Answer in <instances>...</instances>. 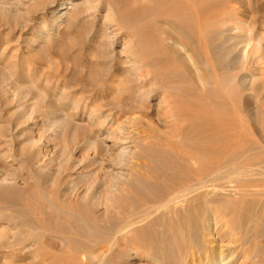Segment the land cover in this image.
Masks as SVG:
<instances>
[{
	"label": "rangeland",
	"instance_id": "1",
	"mask_svg": "<svg viewBox=\"0 0 264 264\" xmlns=\"http://www.w3.org/2000/svg\"><path fill=\"white\" fill-rule=\"evenodd\" d=\"M66 1L0 0V264H148L128 242L154 216L123 228L137 207L127 215L120 200L132 185L158 193L141 167L165 160L152 141L171 135L184 108L173 117L153 75L127 62L134 14L113 0ZM209 1L236 15L239 31L264 32V0ZM150 4L147 19L161 7ZM252 154L263 176L264 152Z\"/></svg>",
	"mask_w": 264,
	"mask_h": 264
},
{
	"label": "bare ground",
	"instance_id": "2",
	"mask_svg": "<svg viewBox=\"0 0 264 264\" xmlns=\"http://www.w3.org/2000/svg\"><path fill=\"white\" fill-rule=\"evenodd\" d=\"M150 1L113 0L136 16L127 62L153 75L173 117L184 114L171 135L152 141L165 160H142L140 179L158 193L132 185L121 197L127 215L137 207L123 228L154 216L128 244L150 264H236L238 253L264 264V175L250 159L264 152V130L256 137L252 129L264 108V32L239 31L236 15L209 0H155L161 7L147 19Z\"/></svg>",
	"mask_w": 264,
	"mask_h": 264
}]
</instances>
